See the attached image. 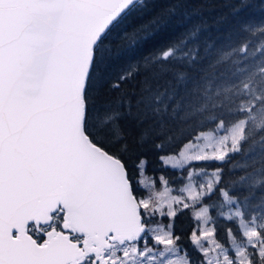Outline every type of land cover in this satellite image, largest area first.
Returning <instances> with one entry per match:
<instances>
[{
  "label": "snow or ice",
  "instance_id": "obj_1",
  "mask_svg": "<svg viewBox=\"0 0 264 264\" xmlns=\"http://www.w3.org/2000/svg\"><path fill=\"white\" fill-rule=\"evenodd\" d=\"M147 8V0H0V264H192L175 218L197 204L205 206L187 239L198 264H264V191L256 197L264 188V42L231 51L208 42L199 59L210 58V71L197 68L153 98L165 74H176L172 61L195 58V49L161 32L167 45L145 55L127 29ZM122 37L133 43L122 46ZM137 84L143 116L131 111ZM122 89L128 102L113 99ZM114 104L123 114L98 127L96 116ZM166 117L192 131L172 134ZM123 118L141 128L138 144L161 138L154 146L162 151L182 140L178 156H160L161 167L187 169L181 176L191 182L178 195L165 179L163 192L145 197L124 159ZM242 151L247 161L235 167L253 166L235 185L248 189L243 198L221 187L222 166ZM201 162L219 166L195 171ZM214 194L227 209L219 215L228 246L205 204Z\"/></svg>",
  "mask_w": 264,
  "mask_h": 264
},
{
  "label": "trees",
  "instance_id": "obj_2",
  "mask_svg": "<svg viewBox=\"0 0 264 264\" xmlns=\"http://www.w3.org/2000/svg\"><path fill=\"white\" fill-rule=\"evenodd\" d=\"M176 0H147V10L137 16L135 23L128 29V33L136 32L135 43L142 48L145 55L156 52L159 53L161 48L167 45V40L157 39L161 32L165 33L166 37L171 39L186 38V48L195 49L194 57L191 55L181 60H173L172 67L176 74L167 73L161 80V87H153L151 97H155L160 93H170L172 88L177 87V81L189 80L197 73V68L210 71L208 64L210 58L199 59L205 57V49L208 42H213V49L225 47L226 50L231 51L233 47H241L247 43L249 49H254L264 42V32L257 31L258 26L264 24V9L260 7V0H179V6L169 13L167 11L169 5L175 3ZM243 4V6H242ZM247 25V27H245ZM133 43L131 38L122 37V46H130ZM239 55L233 53V57ZM139 60L140 58H135ZM142 62V61H141ZM140 79L139 77L137 78ZM170 81V83H165ZM131 92L132 89H128ZM136 96L132 99L131 111L134 115L143 116L146 113L144 104L141 102L142 86L137 84ZM123 99L128 102L129 96L125 90L115 93L114 100ZM175 101L172 102L174 104ZM169 105V110L172 107ZM112 112H121L119 104H114L106 111L101 112L96 116L94 123L98 127L104 126V120ZM178 115H180L178 113ZM166 123L172 124V134L181 138L187 137L191 129H186L178 120L172 122L166 117ZM112 124L110 127H114ZM119 127L125 134V138L130 146V152L125 155V162L129 166V173L135 174V179L138 181L139 174L143 173L145 177L149 178L155 184L163 180H167L172 185H180L184 182L187 169L175 170L168 166L161 167L162 161L160 156L162 154L173 155L179 152L182 140H177L172 144H165L164 149L157 150L155 144L161 138L149 137L145 143L138 144L136 142L137 136L141 132L134 120L130 118H123L119 120ZM212 130V129H208ZM243 142L244 148H247L251 143ZM259 141L260 137H255ZM247 157L244 156L243 151L240 154L234 155L231 159L222 166L223 180L221 187L233 192V194L243 198L248 189L244 187H236L239 184V177L246 172H251L253 166L247 168L235 167L236 165H244ZM139 166V171H136L134 165ZM207 164L206 170H215L219 166V162H201L195 166L200 169L201 166ZM183 171V177L181 172ZM144 194L145 190L143 189ZM264 188L256 189V197H259ZM205 202L209 205V212L214 216L216 226V238L227 244L226 228L229 223L226 222L218 213L223 211L221 208L222 198L217 195H212L211 199H206ZM255 201V198L253 199ZM193 217L190 208L183 211L182 214L175 218V233L181 236V245L187 250V256L191 259L192 264H198L199 254L194 250L193 246L188 242V236L193 230ZM235 230V225H231Z\"/></svg>",
  "mask_w": 264,
  "mask_h": 264
},
{
  "label": "rangeland",
  "instance_id": "obj_3",
  "mask_svg": "<svg viewBox=\"0 0 264 264\" xmlns=\"http://www.w3.org/2000/svg\"><path fill=\"white\" fill-rule=\"evenodd\" d=\"M220 134H222V133H220ZM173 155H176V156H178L179 155V152L178 153H176V154H173ZM168 167H170L171 168V166L170 165H168ZM175 170H179V169H175ZM195 171H200V169H196L195 168ZM208 172H211V171H213V170H207ZM186 176H187V173H186ZM205 178L204 177H195L194 178V180H195V182H197V183H199L200 181H202V180H204ZM138 182L140 183V185H141V187H142V189H144L145 190V197H147V196H155L157 193H160V192H163L164 191V188H165V186H164V184H163V181H161V182H159V183H154L153 181H151L149 178H147V177H145L144 176V174L143 173H140L139 174V179H138ZM189 182H191V181H187V180H184V182L182 183V184H180V185H172L171 183H168V187L170 188V189H172L173 191L170 193L171 195H178L179 194V192L178 191H176V190H178V189H180V188H182V187H184L187 183H189ZM144 192V191H143ZM205 204L209 207V205L205 202ZM203 206H205L204 204H197L195 207H189L190 208V210H191V215H192V217H193V225H194V227H196V220H195V214H196V212H198L199 210H200V208L201 207H203ZM227 209H226V207L225 208H223V211H226ZM220 213V212H219ZM218 213V214H219ZM210 215H211V213H210ZM212 216V215H211ZM213 218H214V216H212ZM160 220V218L159 217H157V221H159ZM168 223V220L167 219H164L163 220V224H167ZM156 225V222L154 221V226ZM193 227V228H194ZM218 240V239H217ZM219 241V240H218ZM220 242V241H219ZM226 246H228L229 245V239L227 238V244H225ZM184 252L182 251L181 253H179L178 254V257H174V258H180V259H182V258H184Z\"/></svg>",
  "mask_w": 264,
  "mask_h": 264
}]
</instances>
